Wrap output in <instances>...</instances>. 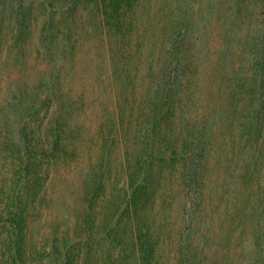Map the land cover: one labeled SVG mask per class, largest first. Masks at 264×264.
<instances>
[{
  "label": "rangeland",
  "instance_id": "obj_1",
  "mask_svg": "<svg viewBox=\"0 0 264 264\" xmlns=\"http://www.w3.org/2000/svg\"><path fill=\"white\" fill-rule=\"evenodd\" d=\"M91 6L80 4L75 58L67 65L77 86L85 88L84 107L75 116L85 129L75 141V158L42 164L41 174L47 176L37 186L39 201L27 214L28 234L39 238L77 228L85 174L100 160L102 134L117 116L118 104L124 108V127L116 135L111 132L115 142L104 153L107 168L98 204L104 208V200L112 201L126 186L125 138L133 135L142 115L148 117L141 113L144 87L149 79L162 78L164 45L182 25L188 45L189 95L181 100L174 97L169 126L160 128L168 141L160 148L173 142L174 150L181 153L184 137L191 140L204 128L201 177L189 197L182 184L181 157L171 161L168 149L158 159L160 148L155 144L154 170L161 166L162 178L151 209L141 213L153 242L151 257L143 264H264L263 251L255 247L264 230V108L258 132L241 136L240 126L264 101V64L255 69L258 60L264 63V0H137L127 12L129 21L120 36L103 27ZM42 19L31 39L27 72L15 69L9 76L3 74L0 87L6 79H28L41 67L33 58ZM5 71L0 66V74ZM139 148L137 142L133 156ZM14 167L17 170V164ZM11 168L0 158V185ZM98 249L106 248H96L95 262L90 264L102 263ZM184 250L186 262L180 260ZM84 259L82 254L75 264H85Z\"/></svg>",
  "mask_w": 264,
  "mask_h": 264
},
{
  "label": "trees",
  "instance_id": "obj_2",
  "mask_svg": "<svg viewBox=\"0 0 264 264\" xmlns=\"http://www.w3.org/2000/svg\"><path fill=\"white\" fill-rule=\"evenodd\" d=\"M136 1L0 0V66L6 70L0 77L9 76L15 69L23 74L27 72L26 63L30 60L27 56L33 50L31 39L38 19L43 17L33 58L41 67L32 76L29 74L28 79L17 77L10 82L6 79V86L0 87V158L12 167L0 185V264H75L82 254L84 263L90 264L97 251L94 250L101 247L106 248L98 249L103 254L97 258L101 264H143L151 257L153 242L141 213L151 209L162 178L161 166L154 170L153 147L158 143L159 149L164 140L168 141L162 130L169 126L174 97L181 100L189 95L190 88L187 36L182 25L177 33L169 35L164 45L166 70L162 78L158 80L157 75L144 87L141 113L148 117L143 119L142 115L133 135L125 138L126 186L120 194L111 198L112 201L104 200V208L98 204L103 195V171L107 168L104 153L115 142L111 132L116 135L124 127V108L118 104V117L112 116L109 130L102 134L105 138L100 160L90 165L85 174L84 207L81 205L77 228L61 233L53 231L39 238L27 230L29 208L41 195L37 186L47 176L41 174L42 164L75 158V141L85 129L75 117L84 107L85 88L77 86L75 73L67 66L75 58L74 35L80 4L92 5L94 16L103 27L120 36L129 21L127 12ZM261 64L263 61L258 60L256 71L261 69ZM263 108L264 101L258 109H251L247 124L240 125L241 136L248 135V131L258 132ZM206 133L201 127L191 140L184 137L181 153L174 150L173 142H167L157 151L158 159L168 149L171 161L181 157L182 184L189 197L201 177ZM137 142L140 148L133 156L131 150ZM255 247L258 252L263 251L264 262V230L258 234ZM186 251H180V260L184 262Z\"/></svg>",
  "mask_w": 264,
  "mask_h": 264
}]
</instances>
